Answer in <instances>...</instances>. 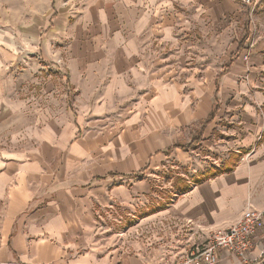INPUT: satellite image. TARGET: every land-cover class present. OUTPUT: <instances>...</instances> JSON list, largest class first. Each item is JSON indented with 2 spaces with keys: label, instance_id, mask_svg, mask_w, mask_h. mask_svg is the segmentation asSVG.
I'll return each instance as SVG.
<instances>
[{
  "label": "crops",
  "instance_id": "crops-1",
  "mask_svg": "<svg viewBox=\"0 0 264 264\" xmlns=\"http://www.w3.org/2000/svg\"><path fill=\"white\" fill-rule=\"evenodd\" d=\"M244 15L264 0H0V264H155L264 209ZM216 255L264 264V225Z\"/></svg>",
  "mask_w": 264,
  "mask_h": 264
},
{
  "label": "built area",
  "instance_id": "built-area-1",
  "mask_svg": "<svg viewBox=\"0 0 264 264\" xmlns=\"http://www.w3.org/2000/svg\"><path fill=\"white\" fill-rule=\"evenodd\" d=\"M170 183L169 181L168 185L172 187ZM263 225L264 209L247 207L235 223L226 228L213 230L206 244L191 246L178 258L172 257L171 252H166V255L158 259L155 264H215L217 249L226 250L247 262L253 246V236ZM99 227L101 230L106 229L104 224ZM178 229L180 234L184 233L187 236L186 242H190L192 222L190 220L182 222Z\"/></svg>",
  "mask_w": 264,
  "mask_h": 264
},
{
  "label": "rangeland",
  "instance_id": "rangeland-1",
  "mask_svg": "<svg viewBox=\"0 0 264 264\" xmlns=\"http://www.w3.org/2000/svg\"><path fill=\"white\" fill-rule=\"evenodd\" d=\"M252 18L253 19H251L249 17V15H244L243 19L241 20V25L243 26V30L241 31V35H242L243 40H246L247 43L249 42V40H251L252 38L257 36V34L254 36V32H256L257 28L260 27L259 22H263L264 21V15H258V19L259 20H257L255 18V15H252ZM250 25L252 27V32H251L252 35H250V37H248V33L250 31H248V29H246V28H249ZM255 28H256V30H255ZM25 54L28 55V56H35V58L37 60L42 61V58H41L40 55L36 56V55H32V53H28V52H26Z\"/></svg>",
  "mask_w": 264,
  "mask_h": 264
}]
</instances>
